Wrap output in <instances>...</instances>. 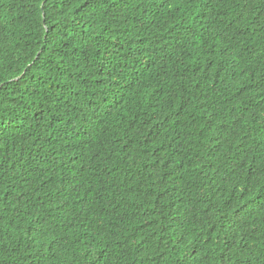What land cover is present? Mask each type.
I'll list each match as a JSON object with an SVG mask.
<instances>
[{
	"label": "trees",
	"instance_id": "obj_1",
	"mask_svg": "<svg viewBox=\"0 0 264 264\" xmlns=\"http://www.w3.org/2000/svg\"><path fill=\"white\" fill-rule=\"evenodd\" d=\"M0 264H264V0H0Z\"/></svg>",
	"mask_w": 264,
	"mask_h": 264
}]
</instances>
